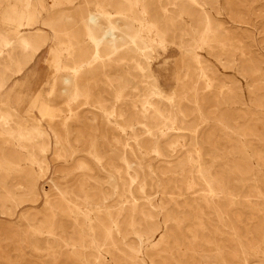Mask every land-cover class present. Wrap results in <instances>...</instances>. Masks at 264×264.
Listing matches in <instances>:
<instances>
[{
    "label": "rangeland",
    "instance_id": "1",
    "mask_svg": "<svg viewBox=\"0 0 264 264\" xmlns=\"http://www.w3.org/2000/svg\"><path fill=\"white\" fill-rule=\"evenodd\" d=\"M0 39V264H264V0H0Z\"/></svg>",
    "mask_w": 264,
    "mask_h": 264
},
{
    "label": "bare ground",
    "instance_id": "2",
    "mask_svg": "<svg viewBox=\"0 0 264 264\" xmlns=\"http://www.w3.org/2000/svg\"><path fill=\"white\" fill-rule=\"evenodd\" d=\"M122 1V0H121ZM122 5L123 2L119 3V5ZM118 5V6H119ZM124 6V5H123ZM115 9V8H114ZM118 9V8H117ZM121 9V8H120ZM123 9V8H122ZM131 9V8H130ZM102 14V13H101ZM136 14V13H135ZM97 16V15H96ZM67 18V17H66ZM123 18V17H122ZM95 19V16L93 15H88L87 17V21H84L83 24H84V34L86 36V39L88 41H91L92 42V50H93V53L94 54H98V56L101 54V52L105 51V50H109L110 48L114 47V39H113V33L111 31V28H107L106 30H99L101 31L99 37H96V35L94 34L92 28H90L88 25H89V22H92L94 21ZM141 20V19H140ZM80 21V20H79ZM111 24V22H109ZM204 23V22H202ZM88 24V25H87ZM154 24V23H153ZM48 28H50V30L53 32V34L59 38V35L63 34L64 33V29L61 28V26L59 25V17H52L50 20H47V23L45 24ZM114 25V24H113ZM110 26V25H109ZM83 27V26H82ZM218 27V26H216ZM83 30V29H82ZM81 35V34H80ZM61 39V38H60ZM77 39V38H76ZM1 40V39H0ZM36 39H33V38H27V37H21L19 39L21 45H26L28 42H31V41H35ZM62 40V39H61ZM82 40V39H80ZM3 41V40H1ZM40 41V40H39ZM18 42V41H17ZM4 44V48L6 49V51L8 52V56L11 60V63H13L16 67L17 66H20L22 65L23 63H25L27 60H28V52H24V49H12L10 47H8L10 44L5 41L3 42ZM100 44H102V48H100ZM130 44V42H129ZM137 46V45H136ZM26 47V46H25ZM37 48V46H36ZM5 49H0V55H1V52ZM132 49V47H131ZM130 49V50H131ZM138 50V49H137ZM134 51L136 52V50L134 49ZM189 52V51H188ZM3 53V52H2ZM84 53V52H82ZM81 53V54H82ZM92 54V55H94ZM122 54V53H121ZM130 54V53H129ZM119 55V54H118ZM117 55V56H118ZM124 55V54H123ZM81 56V55H80ZM121 56V55H120ZM132 56V55H131ZM121 58V57H120ZM83 60V59H82ZM117 60V59H115ZM5 61V60H4ZM68 64V63H67ZM103 64V63H102ZM107 64V63H106ZM6 62L4 63H1L0 65V72H1V75H3V77L1 79H5L6 78V71H5V68H6ZM25 65V64H24ZM101 69V68H100ZM8 74V73H7ZM0 79V80H1ZM145 109V108H144ZM42 134V133H41Z\"/></svg>",
    "mask_w": 264,
    "mask_h": 264
}]
</instances>
